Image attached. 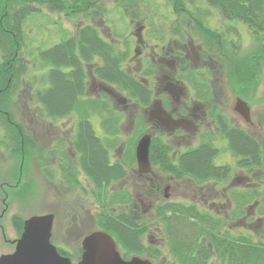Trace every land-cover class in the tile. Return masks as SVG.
Masks as SVG:
<instances>
[{
	"label": "trees",
	"instance_id": "obj_1",
	"mask_svg": "<svg viewBox=\"0 0 264 264\" xmlns=\"http://www.w3.org/2000/svg\"><path fill=\"white\" fill-rule=\"evenodd\" d=\"M118 1L117 6L122 7V12L131 20L138 14L142 15L138 2ZM171 1L174 3L175 13L187 16L188 9L183 10L179 5L181 3L185 6V0ZM34 2L44 4L50 11H60L67 15L84 12L83 14L91 18L97 17L104 10L99 5V0H0V147L11 156L18 155L26 160L34 157L48 178L53 177L45 162L48 156L55 158L63 178H67L69 183L77 182L75 173L80 170L91 188L89 193L99 201L102 192L122 180L127 174L126 169L133 164L123 158L111 161L112 140L107 136L99 137L95 133L89 119L91 114H106L101 117V126L104 132L111 136L119 130V116L110 104L85 95L87 72L119 90H125L142 107H147L150 103L149 90L142 81L123 67V62L129 56V47L117 46L114 38V42L107 40L92 23L78 26L74 33L38 52V62L45 71L40 77L42 80H39V87L29 88L28 96L39 106L40 115L51 121L76 114L75 131L69 135L68 143L57 140V144L52 148L44 146L36 134L14 118L13 113L16 93L25 90L22 81L26 59L20 55L24 46L21 25L29 14L36 11ZM206 2L215 7L222 18L243 22L257 41V49L248 54L245 60L240 59L239 53L236 52V63H260L264 59V0ZM194 18L196 26L202 25L205 14L198 10ZM131 24L130 22V26ZM203 29L206 33H213L208 27ZM241 80L239 74L237 81L240 83ZM216 124L220 134L226 139L227 149L235 157L232 163H215L214 158L221 149L213 143L215 138L211 135L195 146L177 150L165 140L162 132H158L151 137V165L159 168L164 176L171 175L178 180L188 179L189 183L198 186L216 182L224 184L235 168L255 174L261 171L264 167L262 143L244 128L231 124L224 115L218 116ZM65 144L73 150L74 157L64 149ZM134 148L135 143L130 154V160L133 161ZM19 173L15 172L13 176L17 178ZM262 189L250 186L227 189L228 197L233 202L228 213L229 218L233 220L246 215L249 205L260 199ZM109 192L106 191L105 196L106 200L108 199L107 205L125 200V194L119 189L112 188ZM101 206L103 208V204ZM156 209V219L163 225L167 250L169 252L170 246L178 264H207L210 255L217 256L219 264H264V240L261 238L264 237V228L259 237L255 235V231L235 234L226 229L219 233L220 228H223L224 217L199 209L190 202L160 198ZM256 211L264 215V201L258 204ZM169 218L173 226L171 236ZM12 223L20 235L23 218L14 214ZM94 223L96 228L103 229L113 236L123 257L145 252L142 236L148 225L139 224L130 214L114 213L104 207L95 215ZM201 239L204 243L197 247ZM209 245L213 249H210ZM196 248L200 250L194 253ZM58 251L69 254L61 247H58Z\"/></svg>",
	"mask_w": 264,
	"mask_h": 264
},
{
	"label": "rangeland",
	"instance_id": "obj_2",
	"mask_svg": "<svg viewBox=\"0 0 264 264\" xmlns=\"http://www.w3.org/2000/svg\"><path fill=\"white\" fill-rule=\"evenodd\" d=\"M118 2V0H99V5H101L104 10L95 18L83 14L84 12H81V14L67 15L60 11H50L44 4L34 2L33 4L36 7V11L29 14L21 25L24 46L20 55H23L26 59L24 61L25 74L23 75L24 78L22 81L25 90L22 93H16L17 98L15 96V107L13 112L14 118L18 122H21L25 128L28 127L36 134L43 145L48 148H52L57 144L54 138L58 136L62 139L66 138L68 134L63 129L67 125V120H69V123L72 121L71 118L73 115L71 117L70 114L55 122L51 121L40 115L39 106L28 96L27 91L29 88L39 87L40 77H42L45 71V68L40 66L38 62V52L74 33L78 26L92 23L99 28V33L107 40L114 42V38L117 46H122V48H124V46L129 47L130 56V54H132L131 49L134 47V42L130 33L131 19L126 13L124 14L122 12L124 11L122 7H119V5L117 6ZM131 2H139L140 6H138V9L142 11V15L151 11L152 14L158 15V17L161 18L167 15V11L169 10L166 0H131ZM142 17L143 16H141V18ZM211 23L215 26H221V28L224 26L217 16H213ZM237 23L239 34L237 33L238 36L235 44H228L226 38H224V36L222 37V52L219 57L220 63H222L220 73L221 80H218V82L216 80V82L220 84V87L217 85L216 91L221 92V109L227 119L249 131L264 146V59L256 64H251L250 62H248L249 64L236 63V52L239 53L240 59L245 60L248 58V54L254 53L258 45L254 37L251 36L252 33L249 32L247 26L241 21ZM125 40L127 42H124ZM122 42H124V45H121ZM232 50H234L233 53H231ZM229 64L235 66V73L237 76L240 74L243 83L248 82V91L244 90V84L240 86L241 84L239 81H235L234 83L231 76L232 73L229 72ZM124 66L133 72L134 65L130 66L125 64ZM235 95L245 98L244 100L249 104L251 124L246 123V121L233 109ZM126 103H129L128 113H130V115L128 113H122L119 106L115 107L117 115L119 116L117 126L119 130L117 134L113 136L104 132L100 125L101 119L98 120V117L94 115L90 117L95 133L99 137L103 138L107 136L112 140L113 145L110 147L111 161L123 158L127 160V162L133 164L132 166L129 165L128 175L125 178L118 180L102 192L99 201L94 195L89 193L91 188L88 185L84 173L80 170H77V173H75L77 182L74 181L69 183L67 182L68 179H64L60 170L57 169V163L55 162L54 164V158L48 156L45 162H47L46 165L49 166L53 173V177L48 178L44 176L40 165L34 157L26 160L18 155L11 156L9 152L6 153L5 150L0 147V255L12 252L15 246V240L19 237L12 223L14 214L24 219L31 215L49 212L54 213L55 217L53 220L51 241L54 245L67 250L69 255H71L72 264H76L80 257L79 248L81 246V239L96 228L94 217L99 211L107 207V210L114 213H132L129 212L128 208L131 199H134L131 188L132 173L135 175L137 173L132 170L137 169V165L135 161L130 160V154L133 144H136L139 136L145 132H149L147 129L148 127H146L148 108L144 110L141 106H135L131 101L128 102V100H126ZM102 116L105 117L106 114H100V117ZM200 139L201 137H195L185 143L181 141L185 144L182 149L186 146H195ZM52 144L53 146L51 147ZM215 145L221 149L214 158L216 164L232 163L235 160V157L226 147L225 138L223 139L220 136L218 138L216 137ZM66 147L67 145L65 144L64 149H66ZM69 152L72 154V149L69 150ZM17 170L20 172L18 176L19 179L13 176L15 172H18ZM233 173L241 177V179L235 180L232 184L234 188L258 186L263 188V194L256 203H251L253 205L251 206V213L249 214H253L251 217L247 218L248 223L245 224V228H249L250 231H246L245 228H240L243 223L239 221L238 218L233 220L230 219L229 221L224 220L222 227L228 229L231 227L233 229L231 232L235 234H247L248 232L253 233L255 231V235L259 237L264 228V215L259 214L256 208L261 201H264V183L260 182V184L257 185L247 184L251 179L248 180L246 177H250L251 174L239 170L238 168H235ZM257 173L255 174L257 175L256 178L263 179L264 181V167ZM256 178L254 177L253 182L256 181ZM159 179L161 184L160 190L162 191L159 195H155L154 193L151 194L148 181L145 178L139 181L143 182L145 185H142L140 189V192H142L140 196L141 198L142 195L145 197L142 198L145 204L152 202L154 205L160 202V198L169 200V194L170 197L180 200L193 197L191 191H189L191 189L184 187L186 183L181 182L175 185V183L172 184L166 181L164 177H160ZM166 185H168V188L165 190L164 187ZM223 185L227 186V182L216 185L217 191L222 192ZM112 188H117L122 191L125 194L123 198L125 200L107 205L108 199L106 200L105 197L106 191L110 193L109 190ZM183 190L189 191V193H183ZM202 191L203 190H201V192ZM201 192L199 191L198 195ZM203 192H206V197L213 196L215 193L213 185L205 186ZM163 193H166L168 197L164 198ZM216 201H218V199H216ZM100 203L103 204V208ZM232 206L233 202L232 205H230L228 200L221 205L217 203L213 206V213L215 214L216 208L220 207L221 210L225 211L228 209L230 210ZM221 215L224 217L223 214ZM152 217V208L144 214L141 212L138 213V223L148 225L142 236V241L146 249L140 256L150 259L154 264H169V252L167 251L166 243L164 242L161 244V241L156 239L157 234L155 233L154 227L158 230L157 227L160 225L156 223L160 222L158 219H153ZM250 221H252V224L248 225ZM251 229L253 230L251 231ZM261 238L264 240V237ZM120 252L122 253L121 250ZM166 256L167 260L165 259ZM129 257L130 254L127 255L126 258ZM162 258H164V260H162ZM207 264L212 263L209 261Z\"/></svg>",
	"mask_w": 264,
	"mask_h": 264
},
{
	"label": "flooded vegetation",
	"instance_id": "obj_3",
	"mask_svg": "<svg viewBox=\"0 0 264 264\" xmlns=\"http://www.w3.org/2000/svg\"><path fill=\"white\" fill-rule=\"evenodd\" d=\"M166 1L168 2L169 10L167 11V15H165L164 17L160 18L158 17V15H154L151 11H149L144 15L138 14L136 18L131 20L132 24L130 26V33L132 35L134 47L133 49H131L132 54H130L126 61L123 62V67H125V64L130 66L134 65L133 72H131L128 68H125L140 81H142L149 90V105L147 107H142L138 102L134 100L135 98L129 96L125 90H119L111 86L105 81L96 78L90 72H87L88 77L86 78L85 95L87 97L101 99L104 104H110V106L115 111V107L119 106V109L124 114L128 113L129 109V103H126V100H128V102L131 101L135 106H141L144 110L148 108L146 127H148L147 129L150 134L153 136L158 132H162L165 140L169 141V143H171L177 150H181L182 147L185 146V142L190 141L195 137H201L198 142H200L203 138H206V136L208 135H211L215 139L219 136L224 139V137L219 132L218 125L216 124V119H218V116L220 117L221 115H224L221 109V92L216 91L217 85L220 87V84H218L217 82L218 80H221L220 73L222 63H220L219 57L222 52L221 41L223 36L224 38H226L227 43L230 45L235 44V42L237 41L236 38L239 34L237 23L238 20H226L222 18L219 11L215 7L207 4L206 0H185L183 2L185 6H182L181 3H179L181 9H188V11H186L187 16L175 13L174 3H172L171 0ZM198 10H201V12L205 14V20L202 25L196 26L194 16ZM141 16L143 17L141 18ZM213 16H217L221 21V24H224L222 28L221 26H215L211 23ZM204 27H208L211 31H213V33H206L203 29ZM124 42H122L121 45H124ZM233 52L234 50L231 51V53ZM229 72L232 73V80L235 83V81H237V75L235 73L236 70L234 65L229 64ZM240 84V86H243L244 84L245 91L249 90L248 82L243 83V80H241ZM238 98L243 100L245 99L243 97L235 95V102ZM247 105L249 104L247 103ZM128 114L130 115V113ZM93 115L95 117H98V120L101 119L99 113L91 114L89 116V119ZM70 116L72 117V121H70L69 123V120H67V125L63 129L68 135L65 139H62L60 136H58L54 138V141L63 140L67 142L69 135L75 131L76 114L73 113ZM240 116L243 118L242 115ZM243 119L245 120V118ZM229 122L234 126H240L231 121ZM246 123L251 124V119L250 121H246ZM215 139L213 140L214 144ZM181 141H183L184 143ZM52 146L53 144L51 145V147ZM187 147L189 146H186L185 148ZM66 150L71 156H75L73 150L72 154L69 152V150H71L69 146L66 147ZM55 162L56 160L54 158V164ZM57 169H59V167H57ZM126 170L127 174L125 175V177L128 175V169ZM132 171L136 172L137 174L135 175L134 173H132L133 176L131 188L133 191L134 199H131L128 210L129 212H132L130 213V215L134 217V219H138L139 212L144 214L151 208L153 219L156 218V214L158 213V209H156L158 203L154 205L152 204V202L145 204L142 199L145 197L142 195L141 198V184H143V186L145 185L143 182L141 183L139 181H142L143 178H145L148 181L151 194L154 193L155 195H159V193L162 192L160 190L161 184L159 178L164 177L166 181H169L172 184L175 183V185H178L181 182L186 183L184 187L191 189L189 191H191L193 195V197L191 196L192 198L180 200L170 197L169 194V201L190 202L195 204V206L199 209H205L213 215L219 216L220 214V216H222L221 214H223L224 220H230L228 216L229 209L224 211L219 207L216 208V212L214 214L213 206L217 203L218 205H221L225 203L226 200H228L230 205H232V202L228 197L227 189L233 188L234 186H232V184L235 182V180L241 179L240 176L232 173V175L226 181L227 186H222V192L217 191L216 187V185L218 184L221 185V182L212 184L215 193L213 196L206 197V192H203L205 186L191 184L187 182L188 179L178 180L173 178L171 175L164 176L163 174H161L159 168L154 165H151L149 172L144 174L139 173L137 169ZM250 174V177H246L248 180L251 179V181L247 182V184L250 183L257 185L260 184V182L264 183L263 179L256 178L257 176L254 172ZM254 177L256 178L257 182H253ZM164 188L166 190L168 188V185H166ZM201 190H203L202 192L204 194L201 192ZM189 191L183 190L182 192L189 193ZM199 191L201 193L198 195ZM216 199H218V201H216ZM247 212L251 213V207L248 208ZM252 214H246L238 218V220L242 221L243 223L240 228L246 227L245 224L248 223L247 218L251 217ZM170 220L171 218H169V236H171L173 230V226L170 224ZM156 224L160 225L159 227H157L158 230H156V228L154 227L155 233L157 234L156 239L161 241V244L164 242L166 243L163 233V225L160 223ZM251 224L252 221H250L248 225ZM226 229L230 232L233 230L231 227H229V229L220 228L219 233L222 230ZM245 229L246 231H250L249 228ZM252 230L253 229H251V231ZM202 243H204V240H199L197 243V247L201 246ZM58 247L59 246H57V248ZM209 247L210 249H213L211 245H209ZM199 250L200 249L196 248L194 250V253L198 252ZM63 255L69 256L71 258L69 254ZM123 258L127 259L126 257ZM165 259L167 260V256L165 257ZM162 260H164V258H162ZM209 261L212 264H219L220 262L219 258L215 255H210L207 258V263ZM175 263L178 264L174 255L170 251L169 246V264Z\"/></svg>",
	"mask_w": 264,
	"mask_h": 264
},
{
	"label": "water",
	"instance_id": "obj_4",
	"mask_svg": "<svg viewBox=\"0 0 264 264\" xmlns=\"http://www.w3.org/2000/svg\"><path fill=\"white\" fill-rule=\"evenodd\" d=\"M234 109L246 121H250V108L245 100L238 98ZM150 143L151 134L145 132L140 135L135 145V160L141 174L149 172L150 169ZM164 197H167L166 193ZM53 220L52 212L25 218L20 236L15 240L13 251L1 254L0 264H72L70 257L60 254L51 242ZM76 264L153 263L138 255L124 259L112 235L105 230L95 229L81 239V254Z\"/></svg>",
	"mask_w": 264,
	"mask_h": 264
}]
</instances>
